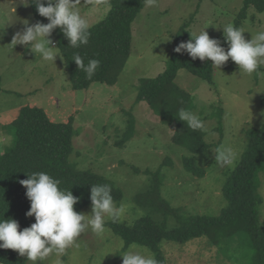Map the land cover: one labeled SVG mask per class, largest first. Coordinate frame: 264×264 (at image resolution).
<instances>
[{"label": "rangeland", "instance_id": "obj_1", "mask_svg": "<svg viewBox=\"0 0 264 264\" xmlns=\"http://www.w3.org/2000/svg\"><path fill=\"white\" fill-rule=\"evenodd\" d=\"M108 1L79 0L76 7L92 26L107 14ZM243 5L244 0H155L152 6L144 4L133 21L130 55L117 82H94L87 89L76 90L55 44L56 31L47 37L52 41L49 47L57 52L54 63L32 51L34 42L12 45L15 33L36 24L35 18L30 4L0 0V154L12 145V121L20 109L38 106L53 122L71 121L74 136L69 162L106 177L123 193L120 201H113L117 207L126 206L121 218L113 221L105 216L101 234L89 225L59 257L62 264H122L121 252L132 245L156 259L155 252L145 246L134 243L123 248V239L109 225L131 224L147 214L148 208L136 201L150 185L145 171L159 170L161 196L180 213L216 216L226 206L222 186L226 172L234 169L244 150L243 130L264 123V65L247 75L229 58L214 68L213 84L186 69L178 70L176 84L193 98L187 111L203 122L204 140L209 144L195 155L205 171L202 177L184 169L183 157L191 154L172 140L174 126L164 124L146 102L137 101V93L140 79L162 72L173 45L191 40V32L207 31L220 45L226 38L224 27L231 23L243 28L244 38L251 41L264 29V12L249 7L240 18ZM130 117L134 119L132 137L120 145ZM226 147L238 153L234 166L217 164L216 149ZM259 181L263 198L259 221L264 228V171L259 172ZM92 209L88 205L75 211L91 219ZM153 217L164 219L159 212ZM166 224L169 228L178 225L172 215L166 217ZM160 248L163 264H249L253 255L246 240L240 245L235 238H221L213 244L206 235L184 243L163 240ZM57 259L52 253L35 262L27 258L26 264H56Z\"/></svg>", "mask_w": 264, "mask_h": 264}, {"label": "trees", "instance_id": "obj_2", "mask_svg": "<svg viewBox=\"0 0 264 264\" xmlns=\"http://www.w3.org/2000/svg\"><path fill=\"white\" fill-rule=\"evenodd\" d=\"M47 6V0H41ZM35 22L49 23L41 17L35 4L31 3ZM109 10L105 17L89 26L90 36L87 45L73 48L60 26L56 27V46L62 55L72 89H87L92 83L114 85L129 58L132 44V24L145 4V0H109ZM264 12V0H244L239 17L247 8ZM237 27V25L235 26ZM175 43L165 68L153 78H142L138 84L137 101L146 102L164 124L174 126L172 140L185 147L191 155L183 157L184 169L192 175L202 177L204 169L197 163L195 155L209 147L204 140L203 129L193 130L179 120L178 111L188 110L193 98L180 88L175 78L179 69L213 84L214 67L210 60H193L186 52H175ZM219 46L226 49L225 40ZM79 54L85 65L90 59L100 64L91 79L76 65L73 56ZM14 140L12 145L0 154V219H15L19 230L30 227L35 218L26 216L30 200L26 188L19 181L33 173L45 172L59 181V189L72 192L78 197L74 210L92 205L90 195L93 186L110 189L113 201L121 200L122 190L106 177L90 170L77 169L69 162L72 152L74 129L71 121L53 122L38 106H23L18 117L12 121ZM134 131V119H128L120 145L130 140ZM245 147L237 165L229 172L222 186L227 201L219 215L208 216L180 213L171 207L161 196L162 178L159 170L145 171L149 174V188L136 196L137 204L148 208L147 214L131 224L112 222L109 225L119 235L126 248L139 244L155 252L158 264H163L160 243L163 240L184 243L192 238L208 236L213 244L221 238H234L238 244L246 240L253 250L249 264H264V228L260 225L259 210L263 202L258 192L259 172L264 171V123L260 127L243 130ZM162 213L164 219L158 221L153 213ZM174 216L176 226L169 228L166 217ZM27 257L20 256L11 249H0L1 264H26Z\"/></svg>", "mask_w": 264, "mask_h": 264}, {"label": "clouds", "instance_id": "obj_3", "mask_svg": "<svg viewBox=\"0 0 264 264\" xmlns=\"http://www.w3.org/2000/svg\"><path fill=\"white\" fill-rule=\"evenodd\" d=\"M21 2L29 4V0ZM31 3L35 4L38 14L47 18L49 23L38 22L25 26L22 32H16L12 37V45L34 42L32 51L39 54L44 61L54 63L57 52L49 47L52 41L47 37H50L56 27L62 28L73 48L88 44L89 23L76 7L79 0H47V6L41 0H31ZM154 3L155 0H145L146 6ZM243 31V28L234 27L231 23L225 25L227 51L219 46L217 40L210 39L207 31L201 30L198 34L191 32L192 39L181 42L175 52L181 53L183 50L193 60H210L214 68H220L230 58L243 74L251 75L259 66L264 65V29L251 41H246ZM73 59L87 79L92 78L100 64L99 60L90 59L85 65L84 58L79 54L74 55ZM178 118L193 130L204 128L203 122L195 114L183 108L179 109ZM237 155L233 147L217 148L215 159L219 166L231 167L235 165ZM19 183L26 188V196L30 200V209L26 216H34L35 222L30 227L19 230L20 225L15 219H0V249L14 250L20 256L26 255L33 262L55 253L58 257L56 264H62L59 257L89 225L94 233L101 234L105 230V216L115 221L125 212L124 204L119 207L114 204L107 185L91 188L93 217L88 219L74 210L78 197L73 196L70 191L60 190L59 181L49 174L33 173ZM121 255L122 264H158L153 256L142 254L135 245L122 251Z\"/></svg>", "mask_w": 264, "mask_h": 264}]
</instances>
